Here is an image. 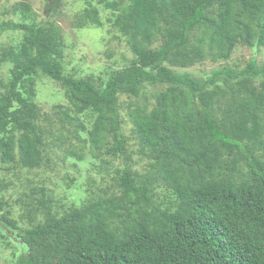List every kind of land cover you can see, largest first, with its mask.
Wrapping results in <instances>:
<instances>
[{"label":"trees","instance_id":"trees-1","mask_svg":"<svg viewBox=\"0 0 264 264\" xmlns=\"http://www.w3.org/2000/svg\"><path fill=\"white\" fill-rule=\"evenodd\" d=\"M45 1L41 21L26 0L1 11L17 39L0 49V170L50 169L60 147L113 182L78 205L44 183L15 198L0 175L14 264H264V61L225 63L240 44L264 50V0H99L106 21L85 0L74 28L110 23L132 53L101 72L69 67L64 0ZM206 60L225 64L196 75ZM42 81L63 99L49 112Z\"/></svg>","mask_w":264,"mask_h":264},{"label":"rangeland","instance_id":"rangeland-1","mask_svg":"<svg viewBox=\"0 0 264 264\" xmlns=\"http://www.w3.org/2000/svg\"><path fill=\"white\" fill-rule=\"evenodd\" d=\"M18 0H0V21L10 18H17V15L9 14L1 15L3 7H9ZM32 4L35 12L38 15V20L41 21L47 17L51 12L46 11L45 0H26ZM99 0H92L94 5H97L100 10V15L103 20L110 16V11L98 3ZM85 0H64V4L56 17V21L63 28L66 35V42L69 44L66 49L67 60L69 67L78 64L81 68L88 72L106 71L109 66L122 67L132 58V53L129 50L125 39L118 37V32L106 23L103 28H88L78 31L74 28L73 22L76 15L79 14L86 7ZM17 34L12 32H4L0 34V49L6 47L15 38ZM256 54L258 62L264 61V50H253L249 47L238 45L234 50L231 58L225 62L233 67H243L247 64L249 59ZM224 62H212L206 60L203 63L197 64L191 70L196 75H204L209 73L213 68L222 66ZM9 63L0 65V77L6 78ZM54 85L48 81H42L39 85L38 100L45 111H51V107L55 104L63 102L62 97L53 96ZM126 113V111L124 112ZM132 124L125 125L127 134L130 135ZM63 151L60 147H55L54 154H52L54 161L52 168H38L30 172L21 169L0 170V175L6 176L12 180L13 184L10 187L9 193L14 197L24 191L30 192L33 186L42 185L43 183L48 187L55 197L61 196L65 201H75L78 205L91 195V188L93 191L97 190V186L102 182L103 184H110L113 180L108 176L105 180H101L99 175L100 160L93 157L89 152L88 160L82 162L78 161L77 165L72 162H62L59 156H62ZM135 156V155H134ZM142 162V161H140ZM120 162H116L119 165ZM110 167V166H109ZM28 173V177L27 174ZM77 177V185L71 183V179L66 176ZM87 179L94 180L95 184L89 187L86 185ZM91 191V192H90ZM17 256L15 246L8 245L0 240V264H14Z\"/></svg>","mask_w":264,"mask_h":264}]
</instances>
